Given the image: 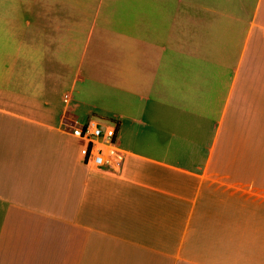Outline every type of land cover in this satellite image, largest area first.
<instances>
[{
  "label": "crops",
  "instance_id": "0c3cea01",
  "mask_svg": "<svg viewBox=\"0 0 264 264\" xmlns=\"http://www.w3.org/2000/svg\"><path fill=\"white\" fill-rule=\"evenodd\" d=\"M0 264H264V0H0Z\"/></svg>",
  "mask_w": 264,
  "mask_h": 264
},
{
  "label": "built area",
  "instance_id": "2783aa9c",
  "mask_svg": "<svg viewBox=\"0 0 264 264\" xmlns=\"http://www.w3.org/2000/svg\"><path fill=\"white\" fill-rule=\"evenodd\" d=\"M117 129L116 123L103 124L97 118H90L72 129V134L83 143L81 161L84 166L114 171L121 168L124 154L117 147Z\"/></svg>",
  "mask_w": 264,
  "mask_h": 264
}]
</instances>
